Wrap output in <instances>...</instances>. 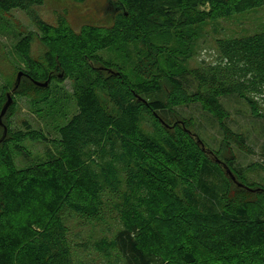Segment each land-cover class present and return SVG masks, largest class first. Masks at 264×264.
I'll use <instances>...</instances> for the list:
<instances>
[{
	"label": "trees",
	"instance_id": "trees-1",
	"mask_svg": "<svg viewBox=\"0 0 264 264\" xmlns=\"http://www.w3.org/2000/svg\"><path fill=\"white\" fill-rule=\"evenodd\" d=\"M108 1L112 14L120 6L108 24L75 30L65 17L43 19L44 0H0V12L19 9L38 29L40 55H33V32L18 33L16 44L34 100L60 111L67 93L58 83L68 78L77 107L59 127L56 151L40 159L21 141L42 133L26 122L27 131L8 127L3 117L0 264H264V147L261 162L245 170L207 147L188 128L191 120L175 119L178 109L200 105L227 141L247 145L229 126L223 100L243 99L264 121V30L219 38L216 60L190 68L165 51L175 72L139 80L104 56L135 43L149 49L159 35L258 9L264 0ZM5 101L0 93V114ZM14 151L33 165L18 168ZM251 171L261 176L251 179ZM231 184L253 197L228 202Z\"/></svg>",
	"mask_w": 264,
	"mask_h": 264
},
{
	"label": "rangeland",
	"instance_id": "rangeland-1",
	"mask_svg": "<svg viewBox=\"0 0 264 264\" xmlns=\"http://www.w3.org/2000/svg\"><path fill=\"white\" fill-rule=\"evenodd\" d=\"M110 5L108 0H85L84 2L44 0V3L38 7V11L43 19L51 23H56L60 17H65L73 29L79 30L86 23L108 24L112 19L109 15L114 16L117 11L114 7L116 11L113 14L110 13L108 11ZM261 30H264V7L217 21H209L188 30L169 31L152 39L149 49L142 48L138 43H135L107 50L104 56L118 64L119 67L121 66L134 80H139L152 73L163 76L165 73L175 72L174 61H168L165 51L174 50L175 55L184 58L185 66L190 68L197 66L202 61L216 60L219 38L243 36ZM20 32L35 34L33 55L38 56L44 51V47L36 35L38 29L26 13L19 9L11 10L9 13L0 12V93L6 94V101L8 93L13 98L4 121L8 127L27 131L26 122L36 133H42L43 136L39 135L37 138L30 136L21 141V145L30 152L32 158L40 159L45 157L49 150L56 151L59 127L71 118L77 107L72 96V83L68 78L58 83V86L67 93L65 107L60 111H55L52 107L35 101L38 92L25 82L21 81L18 90L13 92L17 74L26 68L25 59L16 50ZM167 84L164 82L163 91L169 94L172 88ZM223 102L229 112V126L235 133L246 139L247 145L244 147L227 141L219 123L200 105L178 109L175 119L184 121L182 118H187V120H191L188 128L198 132L207 147L213 148L220 158H232L235 160L236 166L249 170L251 164L262 160L264 121L254 116L249 105L241 98L231 96L225 98ZM2 134L3 129H0V136ZM12 144L13 142H10V146ZM13 157L18 168L30 167L34 162V159H27L18 151L13 152ZM260 173L262 174V172ZM249 175L251 179H258L261 176L254 171H251ZM234 187V184L233 186L231 184L232 195L229 193L228 202L233 201L234 196H239V200L240 198L250 199L253 197L243 188L240 189L236 186L235 189ZM14 219L20 220L21 217ZM75 230L81 229L75 227ZM77 240L80 238L77 237Z\"/></svg>",
	"mask_w": 264,
	"mask_h": 264
},
{
	"label": "water",
	"instance_id": "water-1",
	"mask_svg": "<svg viewBox=\"0 0 264 264\" xmlns=\"http://www.w3.org/2000/svg\"><path fill=\"white\" fill-rule=\"evenodd\" d=\"M119 7H120V6L117 4V5H116V9H118ZM23 74H24L23 71H20V72L18 73L17 81H16V84H15L14 90H16L17 87L19 86V83H20V81H21V78H22ZM47 83H48V82H45V83H38V84H39V85H42V86H46ZM7 96H8V100H7L6 104L3 106L2 111H1V114H0V124H1V125L3 124L2 120H3L4 115L6 114L7 110L9 109L10 105H11L12 102H13L12 95H11L10 93H8ZM6 133H7V128L5 127L4 135H6ZM228 172H230V171H228ZM230 174H231V172H230ZM232 176H233V175H232ZM233 178H235V177L233 176Z\"/></svg>",
	"mask_w": 264,
	"mask_h": 264
},
{
	"label": "flooded vegetation",
	"instance_id": "flooded-vegetation-1",
	"mask_svg": "<svg viewBox=\"0 0 264 264\" xmlns=\"http://www.w3.org/2000/svg\"><path fill=\"white\" fill-rule=\"evenodd\" d=\"M114 5L112 4V7H113ZM111 6H109V8L111 9L112 8Z\"/></svg>",
	"mask_w": 264,
	"mask_h": 264
}]
</instances>
